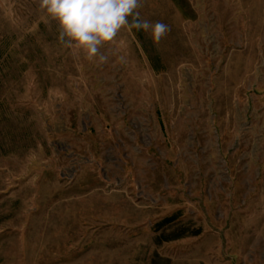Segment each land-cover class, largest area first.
Listing matches in <instances>:
<instances>
[{
  "label": "rangeland",
  "instance_id": "obj_1",
  "mask_svg": "<svg viewBox=\"0 0 264 264\" xmlns=\"http://www.w3.org/2000/svg\"><path fill=\"white\" fill-rule=\"evenodd\" d=\"M138 11L98 64L0 0V264H264V0Z\"/></svg>",
  "mask_w": 264,
  "mask_h": 264
},
{
  "label": "clouds",
  "instance_id": "obj_2",
  "mask_svg": "<svg viewBox=\"0 0 264 264\" xmlns=\"http://www.w3.org/2000/svg\"><path fill=\"white\" fill-rule=\"evenodd\" d=\"M141 7L142 0H39L40 19L55 21L59 43L74 52L82 51L87 60L98 64L107 62L101 49L113 42L121 29L143 30L156 44L167 35V24L141 19Z\"/></svg>",
  "mask_w": 264,
  "mask_h": 264
}]
</instances>
